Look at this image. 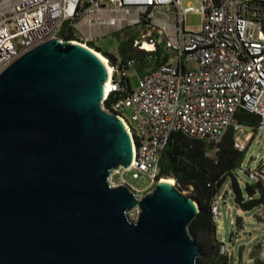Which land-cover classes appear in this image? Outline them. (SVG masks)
Wrapping results in <instances>:
<instances>
[{"label": "water", "instance_id": "95a60500", "mask_svg": "<svg viewBox=\"0 0 264 264\" xmlns=\"http://www.w3.org/2000/svg\"><path fill=\"white\" fill-rule=\"evenodd\" d=\"M109 76L96 50L61 39L0 72V264H197L193 197L111 184L134 142L102 106Z\"/></svg>", "mask_w": 264, "mask_h": 264}, {"label": "built area", "instance_id": "2783aa9c", "mask_svg": "<svg viewBox=\"0 0 264 264\" xmlns=\"http://www.w3.org/2000/svg\"><path fill=\"white\" fill-rule=\"evenodd\" d=\"M0 0V72L15 59L51 39H61L65 22L76 29V39L83 43L79 25L89 29L101 26L142 25L154 27L156 34H143L133 46L153 52L160 43L169 60L142 73L138 86L127 87V69L134 58L122 66L112 64L102 106L117 113L133 137L134 158L119 172L122 184L137 195L151 191L158 180L163 152L173 133L206 140L218 149L229 129H236L235 147L244 150L240 133L245 126L237 121V112L248 110L259 117L264 130V0ZM171 11L176 19L171 20ZM201 12L200 30H187L185 13ZM148 41L152 50L145 47ZM85 45L87 42L84 41ZM196 67L189 69L188 63ZM113 92H125L110 100ZM133 113L127 116L126 109ZM262 170H249L253 183L263 179ZM142 181L136 186L125 178ZM144 195V194H143ZM252 198V197H249ZM212 202L213 218L221 214L220 201ZM264 207V206H263ZM131 215V213H130ZM220 253L228 254L226 245Z\"/></svg>", "mask_w": 264, "mask_h": 264}, {"label": "trees", "instance_id": "16d2710c", "mask_svg": "<svg viewBox=\"0 0 264 264\" xmlns=\"http://www.w3.org/2000/svg\"><path fill=\"white\" fill-rule=\"evenodd\" d=\"M60 38L66 41L76 39V29L70 22H65ZM133 42L130 46L119 48L122 66H126L128 59L134 58L140 72L144 73L169 60L168 54L160 43L155 51L149 52L135 48ZM96 50L103 52L112 64L117 63L118 59L111 52L104 51L100 47ZM126 84L130 89L129 79ZM125 94V92H113L109 95L107 103ZM237 121L252 130L259 127V117L245 109L237 112ZM235 138L236 129L232 126L218 149H215L211 142L192 139L177 132L171 135L163 152L158 180L163 177H172L181 191L192 187L189 196L193 197L200 207V212L189 225V231L200 249L197 264H232L228 254L220 253L223 243L218 238L217 223L212 212V202L228 179L239 208L252 210L264 206V179L256 183L246 182L244 187L240 183L237 170L242 165L245 149L240 150L235 147ZM212 151L215 153L211 156L209 153ZM253 264H264V260L256 257Z\"/></svg>", "mask_w": 264, "mask_h": 264}, {"label": "rangeland", "instance_id": "374dc122", "mask_svg": "<svg viewBox=\"0 0 264 264\" xmlns=\"http://www.w3.org/2000/svg\"><path fill=\"white\" fill-rule=\"evenodd\" d=\"M189 3L199 6L198 2L192 0H183L182 6L186 7ZM170 18L172 21L176 19L174 11H171ZM184 19L187 30L197 31L201 28L203 14L201 12L189 11L185 13ZM79 26L83 30V33H81L83 43L86 41L87 45L94 50L100 47L104 51L111 52L115 58V54L121 46H130L134 39H140L143 34L149 35L157 33L156 28H146L142 25L124 26L121 30L116 25L93 27L92 29L84 25ZM100 53L103 54V52ZM107 59L111 64L110 59L108 57ZM187 67L189 69L195 68L196 64L194 62L188 63ZM127 75L131 88L135 89L142 75L138 64L129 67L127 69ZM132 113L133 110L131 108L126 109L127 116H131ZM240 136L245 143V150L242 165L237 170V174L242 187H244L246 182L253 183L248 174L249 170H262L264 179V130H260L259 128L252 130L251 128L245 127L244 131L240 133ZM214 153L215 151H212L209 155L212 156ZM125 178L136 186L143 185V180L138 181L133 179L129 172L125 174ZM113 180L118 183L121 180V174L117 172L113 176ZM174 182L176 183L175 179ZM191 191L192 187L182 190L187 195ZM145 193L143 192L141 195ZM219 195L227 200L226 202L223 200L220 201L221 214L216 220L217 235L219 240L226 245L227 251L229 252V261L232 264H253L256 257L264 260V207H257L252 210L239 208L236 205L229 179L220 189ZM137 211V209L132 211L131 217L135 218Z\"/></svg>", "mask_w": 264, "mask_h": 264}, {"label": "bare ground", "instance_id": "6f19581e", "mask_svg": "<svg viewBox=\"0 0 264 264\" xmlns=\"http://www.w3.org/2000/svg\"><path fill=\"white\" fill-rule=\"evenodd\" d=\"M75 42H78L77 40H74ZM86 46H88V45H86ZM144 48H146V49H148V50H152L153 49V45L151 44V43H149L148 41H146L145 42V47ZM101 57H102V59L104 60V62L106 63V65H107V67H108V70H109V72L111 71V67H112V65L109 63V61H108V59H107V57H105L102 53H100V52H98V51H96ZM106 92H107V90H106ZM161 180L162 181H169V182H174V179L173 178H165V177H163V178H161Z\"/></svg>", "mask_w": 264, "mask_h": 264}]
</instances>
